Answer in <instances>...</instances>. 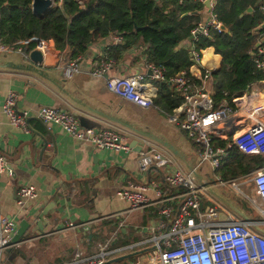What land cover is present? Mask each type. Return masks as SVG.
Wrapping results in <instances>:
<instances>
[{
  "label": "crops",
  "instance_id": "1",
  "mask_svg": "<svg viewBox=\"0 0 264 264\" xmlns=\"http://www.w3.org/2000/svg\"><path fill=\"white\" fill-rule=\"evenodd\" d=\"M75 1L82 9L87 0ZM205 1L199 0L203 4L202 22L211 15L214 3V0L209 1L207 9ZM115 37L110 35L91 43L86 52L77 57L78 73L69 79L62 76L61 70L70 60L68 51L66 48L57 51L51 41L47 53L37 63L29 59L33 49L27 53L21 49L27 58L14 51L0 53V105L8 93H13L16 111H26L30 115L26 120V131L10 127L6 118L0 115V153L9 169L0 175V216L14 219L16 229L21 222L27 224L19 243L4 254L2 264H70L77 253L82 258L94 254L93 234L101 233L104 238L97 246L105 241L112 248L118 247L124 238L131 245L145 240V229L157 221L159 209L169 206L173 213L176 211L175 200L170 203L160 200L181 193L163 182V176L171 170L192 172L195 182L207 187L202 204L209 206L214 202L223 210H219L218 221L243 222L241 213L256 221L247 213L253 211L241 199L240 204L234 190L216 182L219 176L214 173L215 169L207 163L199 164L197 148L177 126L180 113L166 116L155 107L143 109L106 89L105 78L139 76L138 82L146 85L147 93H152L155 98L156 81L149 78L142 50H127L119 59L111 60L106 76H91L93 63L99 61L107 46L115 43ZM260 44L259 41L255 47ZM220 65L221 58L212 48H206L202 49L200 63L188 69L189 75L200 85H193L191 94L201 109L207 108V100L213 106L215 86L211 74L218 71ZM203 72L208 76L206 79L201 76ZM248 90L249 94L244 93L248 100L246 105L264 104V82L252 84ZM43 107L72 113L81 128L113 130L123 136L131 151L112 152L97 149L88 141L74 140L60 127L45 125L34 116ZM224 130L226 136L215 143L224 145V139L235 131L230 127ZM145 142L169 161L163 173L153 168L145 173L137 171V152ZM21 186L33 187L35 198L18 208L14 198L16 189ZM139 186L145 188L143 194L151 205L130 211L128 204L115 194ZM218 188L232 190L234 195H230L229 200L235 199L243 207L233 205L215 191ZM156 192L161 196L157 197ZM221 203L240 217L226 212ZM43 212L45 215L40 222L38 216ZM89 222L94 224L87 230L67 228L68 224ZM259 228L262 230L259 233L264 234V227Z\"/></svg>",
  "mask_w": 264,
  "mask_h": 264
},
{
  "label": "built area",
  "instance_id": "2",
  "mask_svg": "<svg viewBox=\"0 0 264 264\" xmlns=\"http://www.w3.org/2000/svg\"><path fill=\"white\" fill-rule=\"evenodd\" d=\"M178 3L181 0H177ZM212 1V0H209ZM264 10V3L262 5ZM219 31L220 25L213 16L198 23L190 31V41L196 35H206L207 29ZM33 50L41 57L47 53L49 41L34 39ZM21 42L14 46H3L0 43V53L14 51L27 58L21 51ZM115 43L119 38L115 37ZM261 43V42H260ZM189 56L192 67L200 63L202 50H194L189 46ZM254 66L264 71V44H260L250 53ZM78 58L68 60L61 68L65 79L78 73ZM111 61H95L90 72L93 77H104L110 70ZM149 78L153 81L163 80L162 69L147 65ZM204 73L203 79H206ZM139 76L105 78V86L111 93L120 96L125 101L143 109L154 107L153 94L147 93L146 85L138 82ZM173 92L182 98L181 104L173 111L180 113L176 120L178 128L184 132L187 139L197 148L199 164L207 163L212 169H217L221 161L228 157L229 151L234 149L245 156L264 157V104L246 105V94L232 99L233 107L222 102L218 107L211 109V102L207 100V108L201 109L196 97L189 92L190 85L184 72L168 78ZM248 96V95H247ZM201 97V96H200ZM16 96L8 93L0 105V115L4 116L10 127L26 131L25 125L30 115L26 111L17 112L15 109ZM246 105V106H245ZM45 125H56L65 134L77 141H88L97 149H106L112 152H130V147L124 142L123 136L113 130L81 128L75 116L67 111L56 108L43 107L34 115ZM235 129L225 138L222 147L216 146L215 141L225 137V128ZM169 161L147 142L142 144L137 152V171L145 173L149 169L165 170ZM5 158L0 153V175L7 172ZM162 173V172H161ZM10 174V173H8ZM163 182L170 188L181 189L178 196H169L160 199L161 202L170 203L175 200L176 211L164 206L158 211V219L145 229L147 238L136 244L106 250L109 242L96 247L93 255L79 258L76 254L70 264H103L107 257L115 254L121 255L132 251L151 248L150 251L136 256L133 264H264V234L244 222L217 220L223 210L214 202L200 209L205 199V188L195 182L192 172L183 173L177 170L166 172ZM237 193L239 186L252 187V194L261 204L263 220L253 222L257 227H264V165L248 175L235 180L222 182ZM142 186L136 189H124L116 192V196L128 204V210L136 211L151 205L143 191ZM240 195V194H239ZM156 196L160 197L158 192ZM244 202L249 198L243 193ZM35 198L34 188L21 186L15 191V205L21 208L29 200ZM221 212H220V211ZM94 222L71 225L68 229L83 227L87 230ZM121 224V223H119ZM120 227L122 225H119ZM16 230V222L12 218L0 216V264L4 254L11 249L8 244Z\"/></svg>",
  "mask_w": 264,
  "mask_h": 264
},
{
  "label": "trees",
  "instance_id": "3",
  "mask_svg": "<svg viewBox=\"0 0 264 264\" xmlns=\"http://www.w3.org/2000/svg\"><path fill=\"white\" fill-rule=\"evenodd\" d=\"M30 3L31 0H0L3 46L26 42L22 50L27 53L33 49V39L46 40L59 52L66 48L69 59H75L94 41L116 35L119 43L107 46L98 60L115 61L131 48L142 50L146 64L162 69L163 80L156 82L157 94L152 104L166 116L182 101L171 89L168 78L184 72L189 92L193 85H199L188 73L192 60L186 45L196 51L212 48L221 58L219 70L211 74L215 86L212 109L222 101L233 107L232 99L242 96L252 84L264 82V71L255 68L250 55L256 43L264 44V0H214L211 15L225 31L208 28L206 35H196L191 41L190 31L202 23L203 4L199 0H87L82 9L75 0H51L39 18L31 14ZM263 165L264 157L245 156L232 149L214 173L226 182ZM202 203L200 209L206 206ZM93 238L104 239L101 233L93 234ZM117 245L123 247L130 242L124 238Z\"/></svg>",
  "mask_w": 264,
  "mask_h": 264
},
{
  "label": "water",
  "instance_id": "4",
  "mask_svg": "<svg viewBox=\"0 0 264 264\" xmlns=\"http://www.w3.org/2000/svg\"><path fill=\"white\" fill-rule=\"evenodd\" d=\"M209 0H206L204 2V6L209 9ZM51 5V0H31V3H30V12L31 14L36 17V18H39L41 17V15H43L49 8V6ZM221 31H225V29L223 27H220L219 28ZM40 54L37 52V51H31L29 53V59H31L33 62H40ZM249 90L246 91V94H249ZM46 132V131H45ZM47 133V132H46ZM141 135H144V134H141ZM141 146H139V150L141 149ZM43 148H44V145H43ZM45 215V212L41 213L39 216H38V220H40L41 222V218L42 216ZM241 218H242V221L244 223H246L247 225H250L252 227H254L258 232H262V230L257 227L256 225L253 224L254 221H251L249 218H247L244 214H240ZM27 228V224L24 223V222H21L18 224V228L16 229L14 235L12 236L11 240L9 241V244L8 246L11 248L13 246H16L18 243H19V240L21 239V237L23 236L25 230ZM151 248H147V249H143V250H137V251H132V252H129V253H126V254H121L119 256H116V257H113L111 259H109L108 261L104 262L103 264H115V263H118V262H121V261H127V260H130V259H133L135 258L136 256H139V255H142L148 251H150Z\"/></svg>",
  "mask_w": 264,
  "mask_h": 264
},
{
  "label": "rangeland",
  "instance_id": "5",
  "mask_svg": "<svg viewBox=\"0 0 264 264\" xmlns=\"http://www.w3.org/2000/svg\"><path fill=\"white\" fill-rule=\"evenodd\" d=\"M161 172L163 173L164 172V170L162 169L161 170ZM216 192H218L220 195H222V196H224V197H226V198H228V200H229V196L230 195H234V193L232 192V190L230 191V190H226V189H224V188H218V189H216L215 190ZM243 193L245 194V196H247L248 198H249V200L248 201H245L244 202V199H243ZM240 194V195H239ZM237 195H238V197H236L240 202H241V200L243 201V203H245L246 204V207L248 208L249 207V209H251L253 212H251L250 213V211H248L247 213H248V215L250 214L251 216H252V218L253 217H255L256 218V221H260V220H263V216H262V214H261V209H262V207H261V204H260V201H259V199L257 198V197H255L253 194H252V187H247L246 188V186H244V185H240L239 186V191H237ZM241 199V200H240ZM229 201H231L232 203H233V205H236V206H238V207H240V208H242L243 206L242 205H239L238 204V202L234 199V200H229ZM240 204H242V202L240 203ZM221 206H222V208L223 209H225L226 210V212H228L229 214H231V213H233V214H235V215H238L234 210H232L229 206H226L225 204H222L221 203ZM238 217H240L239 215H238ZM95 236H96V234H95ZM100 241L98 240V239H96V238H93L92 239V243H91V245L93 246V252H95V246H97V244L99 243ZM105 243V241H103L101 244L103 245ZM110 248H112L111 246H109V244L106 246V250L107 249H110ZM116 256H118V254H115V255H113V256H109V257H107L106 258V260H105V262L106 261H108L109 259H111V258H113V257H116ZM3 260H4V256L2 257V261H1V263H3ZM130 262H131V259L130 260H127V261H121V262H118V263H115V264H130ZM131 264H133V261L131 262Z\"/></svg>",
  "mask_w": 264,
  "mask_h": 264
}]
</instances>
